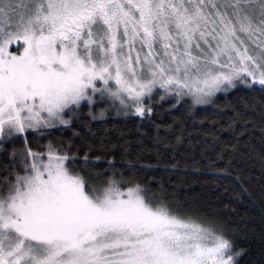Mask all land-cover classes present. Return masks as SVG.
<instances>
[{
    "label": "snow or ice",
    "instance_id": "6c2138e0",
    "mask_svg": "<svg viewBox=\"0 0 264 264\" xmlns=\"http://www.w3.org/2000/svg\"><path fill=\"white\" fill-rule=\"evenodd\" d=\"M240 238L264 264V0H0V264H240Z\"/></svg>",
    "mask_w": 264,
    "mask_h": 264
},
{
    "label": "trees",
    "instance_id": "16d2710c",
    "mask_svg": "<svg viewBox=\"0 0 264 264\" xmlns=\"http://www.w3.org/2000/svg\"><path fill=\"white\" fill-rule=\"evenodd\" d=\"M162 118L160 117V119ZM157 122H159V119ZM219 167H223V164H219ZM148 175L160 176L162 174L149 172ZM201 179L208 181V183L200 190L206 198L213 201L212 206L221 213L222 219L228 220L254 216L259 212L258 202L254 205L246 196L241 197L238 190L234 187V183H229L222 178L218 179L216 177H201ZM212 180H216V185L211 183ZM225 188H227V192L224 191ZM237 244L239 248L247 250L246 254L240 258V264H256L261 259L258 240L247 241L240 238L237 240Z\"/></svg>",
    "mask_w": 264,
    "mask_h": 264
}]
</instances>
